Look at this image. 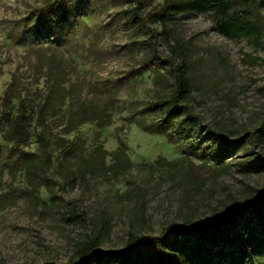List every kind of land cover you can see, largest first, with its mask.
Instances as JSON below:
<instances>
[{"label":"rangeland","instance_id":"374dc122","mask_svg":"<svg viewBox=\"0 0 264 264\" xmlns=\"http://www.w3.org/2000/svg\"><path fill=\"white\" fill-rule=\"evenodd\" d=\"M163 2L0 0V264H85L93 242L90 264H120L130 234L163 238L164 264H231L184 222L242 234L264 264L244 212L264 196V3L163 21ZM233 17L256 34L221 35ZM179 66L190 113L171 112Z\"/></svg>","mask_w":264,"mask_h":264},{"label":"trees","instance_id":"16d2710c","mask_svg":"<svg viewBox=\"0 0 264 264\" xmlns=\"http://www.w3.org/2000/svg\"><path fill=\"white\" fill-rule=\"evenodd\" d=\"M58 3V1L52 3L47 8L52 25L62 23L67 17L64 6L61 7ZM262 3H264V0H262ZM229 9V0H164L161 10H159L158 13L159 17L163 21H166L187 11H196L200 13L212 11L223 17L227 14ZM216 27L217 31L227 38L248 37L256 34V29L253 23L248 19H242L239 17L221 18ZM180 67L181 66L176 68L175 94L172 99L173 107L171 112L174 113L176 111H181V109H185L187 113H190L187 105L180 102L189 94L184 71ZM158 105H160V102H154L153 104L154 107H157ZM223 141L226 143L228 142L226 139ZM248 211L253 217L259 220L260 224L264 223V196L259 197L255 204H252L244 210V212ZM236 221V217H228L224 220L227 224H233ZM220 229V223H200L191 227L188 222H184L174 228V233L183 237L195 233L199 235V237L215 245L223 243L222 246H225L230 243L231 246L233 245L235 248L233 250H229L226 254L223 252L222 247L220 250L222 257L230 255L231 264H253L251 261L245 263L242 261V258L246 254L249 247L248 244L243 242V235L237 234L225 240L224 236L220 234ZM163 243V238H146L130 234L126 247L121 251L120 264H164L165 254L162 249ZM152 245L154 247L152 257L149 256L147 258H143L141 248L146 247L149 249ZM95 247L96 242L91 244L88 243L84 250H82L83 256L85 257V264H90L89 257L92 254H96Z\"/></svg>","mask_w":264,"mask_h":264}]
</instances>
